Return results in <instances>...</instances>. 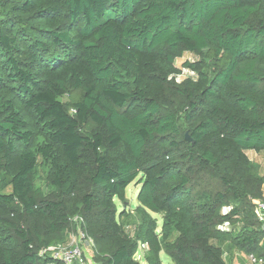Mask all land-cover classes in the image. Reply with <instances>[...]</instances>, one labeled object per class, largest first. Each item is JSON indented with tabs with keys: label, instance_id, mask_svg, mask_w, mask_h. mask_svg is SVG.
Returning <instances> with one entry per match:
<instances>
[{
	"label": "trees",
	"instance_id": "1",
	"mask_svg": "<svg viewBox=\"0 0 264 264\" xmlns=\"http://www.w3.org/2000/svg\"><path fill=\"white\" fill-rule=\"evenodd\" d=\"M248 150L264 155V0H0V264H49L75 216L96 264H142L139 246L146 264L264 261Z\"/></svg>",
	"mask_w": 264,
	"mask_h": 264
},
{
	"label": "built area",
	"instance_id": "2",
	"mask_svg": "<svg viewBox=\"0 0 264 264\" xmlns=\"http://www.w3.org/2000/svg\"><path fill=\"white\" fill-rule=\"evenodd\" d=\"M249 152L250 154H248ZM246 153L251 161L257 162L264 167V158L256 160V157L259 155L256 151L249 150ZM254 203L256 217L264 229V200H256ZM73 222L77 223L76 228L69 232L64 242L53 243L39 251L40 256H50L51 260L49 264H56L58 261L65 264H96L91 257V252L94 248L93 239L79 225L82 222V218L75 216ZM244 256L251 264H264L262 259H256L253 255Z\"/></svg>",
	"mask_w": 264,
	"mask_h": 264
},
{
	"label": "rangeland",
	"instance_id": "3",
	"mask_svg": "<svg viewBox=\"0 0 264 264\" xmlns=\"http://www.w3.org/2000/svg\"><path fill=\"white\" fill-rule=\"evenodd\" d=\"M194 59H195L194 55L187 54V55H185L183 57L177 58L175 63L179 67L186 60H194ZM190 74H192V72H190L187 68H183L182 73L177 78L178 79H183L186 76H189ZM248 154H250V152ZM259 158H264V155L259 154L256 157V160L259 159ZM255 163H257V162H255ZM39 183H40V185L41 184L43 185L42 181H40ZM139 188H140V184H138L136 182L130 184L126 188V199H127L126 201L127 202H126L125 205L123 203L119 202L118 200H115L119 213H121L123 210L127 211V212H130V213L134 212L135 207L137 206L136 196H137V193L139 191ZM8 190L9 189L7 188L4 191H8ZM153 216L158 219V224H160V222H161L160 215H156L155 214ZM130 225H131V223H130ZM224 252H225V254H224L225 259L230 264H251V262L244 255H242L239 251H236L235 249L225 248ZM135 257L142 264H146L144 262V260H143V247H141V246L138 247V250H137V252L135 254ZM161 259H162L163 264H172L171 259L163 252L161 253Z\"/></svg>",
	"mask_w": 264,
	"mask_h": 264
},
{
	"label": "water",
	"instance_id": "4",
	"mask_svg": "<svg viewBox=\"0 0 264 264\" xmlns=\"http://www.w3.org/2000/svg\"><path fill=\"white\" fill-rule=\"evenodd\" d=\"M185 139L189 142L192 141L191 137L188 135V133L185 134ZM127 201H125V204H126Z\"/></svg>",
	"mask_w": 264,
	"mask_h": 264
},
{
	"label": "crops",
	"instance_id": "5",
	"mask_svg": "<svg viewBox=\"0 0 264 264\" xmlns=\"http://www.w3.org/2000/svg\"><path fill=\"white\" fill-rule=\"evenodd\" d=\"M264 196V195H263ZM264 200V199H263Z\"/></svg>",
	"mask_w": 264,
	"mask_h": 264
}]
</instances>
